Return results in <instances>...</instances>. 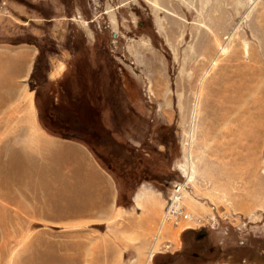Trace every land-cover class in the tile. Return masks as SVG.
Segmentation results:
<instances>
[{"label": "rangeland", "instance_id": "1", "mask_svg": "<svg viewBox=\"0 0 264 264\" xmlns=\"http://www.w3.org/2000/svg\"><path fill=\"white\" fill-rule=\"evenodd\" d=\"M59 2H25L45 17L21 39L39 51L36 118L0 117V264H148L156 236L149 264H264V0ZM51 58L67 63L57 81ZM40 132L85 145L133 217L48 220ZM177 185L182 213L162 227Z\"/></svg>", "mask_w": 264, "mask_h": 264}, {"label": "crops", "instance_id": "2", "mask_svg": "<svg viewBox=\"0 0 264 264\" xmlns=\"http://www.w3.org/2000/svg\"><path fill=\"white\" fill-rule=\"evenodd\" d=\"M25 2L36 6L57 5L61 9L59 0H0V117L5 118L25 117L27 110L24 98L32 95L28 90L27 78L31 76L39 51L34 44L21 39L29 29L34 38L41 36V31L38 30L40 26L35 25L34 28L33 22L41 23L45 17L38 11L29 10ZM2 10H7L9 15L1 16ZM57 62L52 58L48 62L45 80L57 81L61 78V75H57L58 70L61 65L65 70L67 63L60 64L58 68L57 64L61 61ZM13 103L22 105L21 115L16 114V110H8ZM40 133L42 136L37 151L43 158L41 180L45 193L42 204L46 213L50 214L48 220L71 226L81 223L112 224L119 218L133 217L130 211L117 206L118 188L115 179L101 167L85 145L51 136L47 132ZM150 194L151 191L146 186L136 190L132 196L136 209H139L140 203L147 211L145 203ZM148 252L149 250L147 255ZM162 252L164 251H157L146 262L153 263L157 254Z\"/></svg>", "mask_w": 264, "mask_h": 264}, {"label": "built area", "instance_id": "3", "mask_svg": "<svg viewBox=\"0 0 264 264\" xmlns=\"http://www.w3.org/2000/svg\"><path fill=\"white\" fill-rule=\"evenodd\" d=\"M1 10V9H0ZM5 11V10H4ZM184 189V187L182 185H177L174 187L173 192L171 193L170 197H169V204L165 210L164 216H163V220L161 222V226L163 227V225L166 222H169L170 220H176L180 215H181V211L175 213V207H176V202L179 200L180 198V193L181 191ZM177 199V200H176ZM175 201V202H174ZM156 240H157V236L154 237L152 239V243H151V247L149 249L148 252V260L152 259L154 253H153V249L156 246ZM169 246L166 245L165 248L167 249ZM215 264H227V263H223V262H216ZM245 264V263H243Z\"/></svg>", "mask_w": 264, "mask_h": 264}, {"label": "bare ground", "instance_id": "4", "mask_svg": "<svg viewBox=\"0 0 264 264\" xmlns=\"http://www.w3.org/2000/svg\"><path fill=\"white\" fill-rule=\"evenodd\" d=\"M62 66L63 65L60 66V70L63 69ZM25 103H26V110H27V114H28L27 116H28V118H30L29 121L32 122L31 123V126L32 125L34 126V117H33V115H34L33 114V112H34V108H33L34 105H33V101H32V99L29 98V99L25 100ZM25 130H27V129H25ZM25 130H23V132H25ZM2 197H3V200H4L6 198L5 194H2ZM168 204H169V200H168ZM168 204H167V206H168ZM176 204L177 205L175 207V213L181 211V206L179 204V200L176 202ZM1 205H2V207H5L6 204L4 205L3 203H1ZM167 206H166V208H167ZM166 208H165V210H166ZM164 213H165V211L163 212V216H164ZM163 216H162V220H163ZM3 228H5V226ZM1 234H2V240H3V242L2 241L0 242V256L1 255H4L8 251V242H9V236L7 234H5V231L4 230H1ZM155 252H157V251L155 250V247H154V249H153L154 255L156 254Z\"/></svg>", "mask_w": 264, "mask_h": 264}]
</instances>
